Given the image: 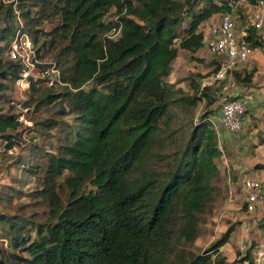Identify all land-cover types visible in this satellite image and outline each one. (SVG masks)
Returning <instances> with one entry per match:
<instances>
[{
  "label": "trees",
  "instance_id": "16d2710c",
  "mask_svg": "<svg viewBox=\"0 0 264 264\" xmlns=\"http://www.w3.org/2000/svg\"><path fill=\"white\" fill-rule=\"evenodd\" d=\"M257 2L17 0L20 26L12 4L0 2L4 148L29 129L19 120L21 107L36 111L55 104L58 114L67 117L34 123L37 130L56 128L61 134L53 136V151L37 144L29 150V156L41 151L39 157L46 158L45 166L29 168L39 182L28 195L32 203L47 204L48 214L38 219L35 212L0 211V245L5 244L0 246V264H255L259 245L248 248L239 263H227L220 255L236 224L204 251L187 249L197 239L201 215L214 200L221 172L223 147L215 120L220 121L224 101L241 96L223 93L220 84L201 86V80L191 81L189 93L167 78L179 50L197 59L204 47V22L235 13L243 26L245 9ZM111 10L114 20L107 19ZM45 21L52 24L50 30L42 28ZM18 29L40 45L36 69L54 66L62 83L55 84L63 90L55 92L50 85L38 100H20L16 81L22 64L4 55ZM247 32L248 40L264 51V40L250 28ZM40 36L46 38L39 44ZM47 38L48 48H58L56 65L46 66L39 54ZM255 71L234 72L233 80L249 86ZM41 81L31 78L30 90H38ZM202 102L204 108L194 118ZM174 109L187 112L186 138H179L181 128L172 123ZM62 177L68 188L65 201L55 185ZM259 226L264 230V218Z\"/></svg>",
  "mask_w": 264,
  "mask_h": 264
},
{
  "label": "rangeland",
  "instance_id": "374dc122",
  "mask_svg": "<svg viewBox=\"0 0 264 264\" xmlns=\"http://www.w3.org/2000/svg\"><path fill=\"white\" fill-rule=\"evenodd\" d=\"M0 2L2 4H12V9L14 10V12L17 11L15 12L16 22L19 24V26L20 24H23V21L17 17L19 16V9L17 8L16 3L17 0H0ZM245 11L248 16L250 13V8L248 7L247 9H245ZM235 16L237 27L241 28L243 20L239 18L238 14H236ZM115 18L116 15L114 13V10H111L107 15V19L114 20ZM219 21L220 16L214 15L212 22L211 20H209L208 23L203 27V31L207 30V28L211 25L218 24ZM51 26V23L45 21L42 25V28L44 30H50ZM28 36L31 38L29 34ZM114 36L115 34L113 33L112 37ZM44 38L46 37L40 36L39 44L44 41ZM45 43L46 45L42 47L39 52V54L42 56V62L45 63L46 66L47 64H55L58 48H48L49 38H47V41H45ZM39 46L40 45H34L35 50L36 47L38 48ZM4 55L5 58L10 57V48ZM195 56L197 59H192L191 54L188 51L179 50L177 58L172 63V71L167 78V81L174 83L176 87H179L183 91L190 93L191 81L196 82L198 80H202L205 77L211 76L213 72L216 71L215 67L219 59L206 47H203L202 50L197 52ZM249 61L250 59L245 63L239 65L223 81L219 82L223 93L228 94L229 96L239 95L242 97L244 92L241 87L247 86L237 85L233 80V74L234 72H238L240 75H243L246 69L243 68L242 65L248 63ZM53 68L55 69V67L53 66L49 67V69L46 68L47 70L44 71L36 69L34 71L35 73L33 78H41L42 80L38 83V90L33 91L28 88L24 92H20V100H26L30 97L35 99L36 101L38 100L39 96L48 89V86L50 85L53 86L55 92H60L61 90H63V86H61L60 84H55V82H57V79L55 72L52 70ZM58 69L60 70L61 67H58ZM89 85L90 83L87 84V86ZM225 86L226 89H224ZM14 95L12 94V91L9 92L10 100L14 99V97L16 96ZM20 100H18L17 102H21ZM204 104V102L199 104V107L194 112V118L197 115V112L204 108ZM217 105H219V103H217ZM21 111H23L21 113L23 123L25 126L29 127V129L21 132V135L18 136V139L12 146L13 149L11 153H8L4 149L2 140H0V193H2L1 196L3 197V199L0 201V211L5 212L9 215H13L19 212L27 214L35 212L36 218L45 219L48 214L47 204L32 203L31 198L28 194L33 189H35L36 186H38L39 182L38 177L29 172V168L31 166L33 167L37 165L45 166L46 158L39 157L40 154L43 153L41 151L34 153V156H29V150L30 148H32L33 144H37L43 146L46 150L53 151L54 148L51 146V144H53V146L55 144L53 143V136H60L61 134L56 130V128L50 129L48 133H45V130H42L43 128L37 130L34 126V123L42 122V120L45 118L62 119L67 117H62L58 114L55 104L43 105L36 111H34L33 108H31V110H27L24 107H21ZM246 112L247 111H245L244 114H246ZM186 113L187 112H180L178 109L173 110L172 123L174 124V127L181 128L178 134L179 138H186L188 132L187 121H189V118ZM215 123L219 135L220 144L225 151V155H229L232 162H227L229 164V167L225 164L224 161L220 164L221 172L219 177L215 181L217 189L214 195V200L210 204L208 210H205V212L201 215V219L198 224L199 232L197 239L187 249L194 253H200L204 251L213 242H215L228 229V227L236 224L234 231L231 233L228 243L220 248V255L224 257L227 263H239V259L244 256L245 251L248 248H250L251 246L256 247L257 245L264 243V230L259 226L260 220L264 218V202L255 205L252 211H248L247 209L246 211L243 206L245 200L243 183L245 178H249L251 176L250 171L254 161L251 160L250 163L245 164L248 169L246 171H243L242 173H238L237 170L231 171L234 164H243V161L257 157L258 154L254 148L256 146L254 136L250 135L254 132L252 131L253 128L255 130L258 127L255 125L254 119H251V125L248 126L249 128L245 129L242 135H239L245 125L242 126L239 132L231 133L228 132L224 126H222V124L218 120V117L215 120ZM42 132H44V134H42ZM227 133L230 134L232 140H235V143L231 142L230 144H225L223 146V142L220 140V135H224ZM177 140L180 141L182 139ZM226 142L227 141H225L224 143ZM241 144H246L249 146L246 150H241ZM242 151H245V154L243 156H241ZM242 157H244V159H242ZM238 158L242 160L238 162ZM228 171L231 175L235 174L234 181H230L231 183L229 185L227 184ZM55 185L60 189L59 197L63 201H65L68 188L65 183L64 177L56 179ZM85 186L86 190L90 188V185L88 183ZM11 188L17 191L10 192V197H8L7 194ZM243 223H246V225H243ZM0 246L4 247L5 244H1Z\"/></svg>",
  "mask_w": 264,
  "mask_h": 264
},
{
  "label": "built area",
  "instance_id": "2783aa9c",
  "mask_svg": "<svg viewBox=\"0 0 264 264\" xmlns=\"http://www.w3.org/2000/svg\"><path fill=\"white\" fill-rule=\"evenodd\" d=\"M244 2V0H239ZM250 13L247 16L246 23L237 27L236 14L225 13L220 17V21L216 25H211L207 30L203 31V42L210 52L219 56L218 68L209 77L201 80V86L219 85L231 72L239 65L245 63L255 54L259 47L252 44L248 40L247 29L255 31L256 37L264 40V0L249 6ZM10 58L18 60L22 64V71L16 81V85L20 92H24L30 87L31 78L34 77V71L39 63L36 57L34 43L28 34L18 29L10 43ZM59 81V72L52 69ZM226 89V86L224 87ZM245 100H251V94L244 96ZM244 100L235 99L224 101L221 107L220 121L223 126L230 132H238L243 123L241 115L244 113ZM22 120V114L19 115ZM5 149V148H4ZM12 147L5 149L8 153L12 151ZM262 181L258 177L248 178L244 180L243 189L245 193L244 204L248 211H252L257 204L264 202V196L261 194ZM245 209V210H246ZM246 210V211H247ZM246 225V223H243ZM255 264H264V243L260 244L255 251Z\"/></svg>",
  "mask_w": 264,
  "mask_h": 264
},
{
  "label": "crops",
  "instance_id": "0c3cea01",
  "mask_svg": "<svg viewBox=\"0 0 264 264\" xmlns=\"http://www.w3.org/2000/svg\"><path fill=\"white\" fill-rule=\"evenodd\" d=\"M213 17L209 19L211 20V22H212ZM209 20H207V22H204L201 28H203L208 23ZM242 66L247 71L251 70L252 68H256L255 74L252 79V83L247 87H241V89H243V92H244L241 97V100H244L246 104V111H247L243 118V125L245 126L247 125V126L243 127L242 133L245 131V129L249 128L248 127L249 125H251V119H254L255 125L258 128L254 130L252 126L253 128L252 131L254 132L252 134L250 133L251 134L250 136H254V140L256 144L254 148L258 155L257 157H254L250 160L243 161V164L242 163L234 164L231 171L237 170L238 173H242L243 171H246L248 169L245 164L250 163V161L253 160L254 162L251 166V171H250L251 176L249 178H253L257 176L258 178L260 177V179L263 182V190H261V193L264 196V51L263 49L260 48L254 55H252V57L250 58V61ZM245 93L251 94L252 99L245 100L244 98V96L246 95ZM242 133L240 134L242 135ZM220 140L223 142V146L225 144L228 145L231 142L235 143V140H232L229 133L220 135ZM225 141L227 142L224 143ZM248 146L249 145L241 144L240 149L246 150ZM244 154H245V151H242L241 156H243ZM242 159H244V157H242ZM242 159L238 158L237 161L239 162ZM223 161L228 167H229V164L227 162H232V160H230V156L227 154L225 155L224 149L221 155V163ZM229 171H230V168H229ZM229 171L227 175L228 185L231 183L230 181H234L235 179V174L231 175ZM246 179L248 178H245V180Z\"/></svg>",
  "mask_w": 264,
  "mask_h": 264
}]
</instances>
